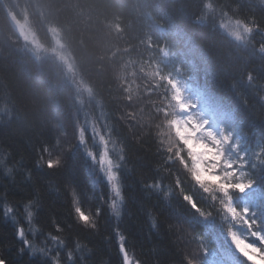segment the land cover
Here are the masks:
<instances>
[{
    "label": "trees",
    "instance_id": "16d2710c",
    "mask_svg": "<svg viewBox=\"0 0 264 264\" xmlns=\"http://www.w3.org/2000/svg\"><path fill=\"white\" fill-rule=\"evenodd\" d=\"M203 2L0 0V209L7 193V202L20 209V224L32 230L29 235L38 246L53 252L59 250L61 264H68L67 252L75 248L76 242L81 245L74 251L77 264L80 257H84L86 264H121L117 231L125 237L133 263L139 260L140 264H184L181 249L190 251L200 243L193 240L194 234L208 248L207 255L198 256L202 264H246L231 249L229 227L246 242L261 247L246 227L225 216L218 200L213 201L204 193L183 167L164 161V153L157 150L154 137L146 136L136 143L137 133H129L124 122L117 119L128 111L124 101L127 89L137 90L139 98L132 107L147 122L152 111L147 73L159 67L164 74L179 77L204 97L214 117L222 120L220 127L236 139L237 155L246 153L251 159L264 146V103L259 98L264 94V54L256 51L264 44V35L255 32L249 45L235 43L216 24L200 21ZM213 2L228 12L239 3L241 15L255 14L264 25V10L256 7L253 12V0ZM9 14L16 22L25 15L40 40L44 39L46 28L58 31L77 76L97 105L87 106L84 113L95 116L98 126L113 125L114 135L124 148V159L116 169L124 197L119 218L108 207L110 194L106 182L96 175L83 148L73 139L80 120L77 116L82 115L75 110L71 87L64 83L55 62L38 61L19 48L17 28ZM249 73L252 83L246 82ZM166 87L157 88L151 101L159 104L158 96ZM61 130L66 131L62 143L74 147L65 152L63 168L34 170L41 177L40 191L46 207L38 220L29 225L17 202L26 203L25 197L31 194L30 185L35 177L30 179L29 171L36 158L35 149L43 144L53 145ZM56 154L53 152V156ZM8 168L12 174L6 177L4 172ZM250 175L256 180L253 188L232 193V202L237 209L248 208L249 219L258 222L256 230L264 233V169ZM177 180L180 189L175 186ZM66 181L78 193L83 210L96 220L95 232L80 228L73 219L70 198L63 190ZM150 183H159L160 189L146 187ZM183 195L190 196L211 216L201 217ZM151 218H156L155 228ZM55 224L65 233H57ZM169 225L177 226L175 243V231H169ZM49 234L66 236L67 247L46 239ZM22 247L15 235V224L0 216V257L6 258L8 264H51L40 252L30 256V249L18 251Z\"/></svg>",
    "mask_w": 264,
    "mask_h": 264
},
{
    "label": "snow or ice",
    "instance_id": "6c2138e0",
    "mask_svg": "<svg viewBox=\"0 0 264 264\" xmlns=\"http://www.w3.org/2000/svg\"><path fill=\"white\" fill-rule=\"evenodd\" d=\"M253 12L258 7L264 10V0H253ZM241 5L237 3L231 9V12L218 8L213 0H204L202 5V15L199 19H204L210 14H218L220 16L219 28L223 30L233 41L241 45H249L252 43V35L260 32L264 35V25L260 23L255 14L247 16L240 14ZM256 51L264 54V44H261ZM167 55V53H165ZM151 92L148 93V101L151 105V113L147 122L143 116L138 114L136 108L132 107L137 102L139 94L137 90H125L124 101L127 102L128 111L122 112L117 118L124 122L129 133L136 132L134 136L135 142L140 143L146 136L154 137L157 150L164 153L165 162H175L190 176V179L204 192L211 196L213 201L219 202V206L227 218L232 222L241 224L246 227L251 237L259 241L261 247L256 244L246 242L239 237L231 227L228 228V237L232 242V246L236 252L245 260L246 264H264V233L257 231L258 222L255 219H249V209H237L233 206L232 193H245L252 189L256 180L250 175L258 169H264V146L253 153L249 159L246 153H239L237 158L232 159L225 155V149L231 145L232 150L236 151L238 144L232 142V134H225L221 129L217 135L213 130L207 127L209 121L202 119L199 112L195 111L197 104L185 97L184 84L182 81L174 78L171 74H164L159 67H155L154 71L147 73ZM246 82L252 83L253 76L249 73L246 76ZM165 91L158 96L160 103L151 101V95L157 88L164 86ZM264 88V83L261 84ZM260 100L264 103V94L260 95ZM143 109H140V113ZM103 115V112L101 110ZM98 119L95 116H89L83 123H77L73 131V138L79 145L84 147L88 157L94 164H97L100 172L103 173L110 187L112 197L108 207L111 212L119 218L121 215L120 206L124 200L121 193V185L116 169L120 167V161H123L124 148L119 144L118 139L114 135L113 125L105 124L98 126ZM90 135L98 142V156L88 149L87 137ZM111 145V147H110ZM119 145V147H117ZM74 145L71 143L65 146L62 141L57 138L53 145L43 144L35 149L36 158L29 171V178L35 179L30 185L31 194L25 197V202L17 203L23 208L26 215V221L29 225L38 220L41 212L45 210V202L43 193L40 191L39 181L41 177L38 171L34 170L46 169L52 171L61 169L65 165L64 154L70 151ZM53 152L57 154L53 156ZM119 153L118 159H114L112 153ZM2 163V162H0ZM160 167L163 169L164 165ZM166 171V169H165ZM12 169L8 168L4 172L6 177L11 176ZM15 186V184L13 183ZM177 189L181 188L179 181L175 184ZM148 188L155 190L160 189V184H148ZM63 190L70 198V208L73 219L76 224L86 231H96V220L93 215L86 213L80 205L79 196L70 181H66ZM182 192V190H181ZM183 194V193H182ZM5 204L0 209V216L5 220H10L15 224V235L22 242L23 247L18 251L23 252L24 249H30L29 255L40 252L44 257L50 259L51 264H61V253L59 250L53 252L51 249H45L37 245L31 234V229H26L20 224L17 212L18 207L7 202V193H5ZM183 199L204 219L211 216V212L202 211L196 203L188 195H183ZM100 210H96V216ZM152 219V227L156 226V218ZM57 233H65V230L58 224H55ZM69 228L72 225H68ZM169 231H175L177 234V226L169 225ZM117 247L121 255V264H133V260L129 255L128 249L124 244L125 237L117 231ZM53 242H59L62 247H67V237H61L49 234L46 239ZM193 240H199L198 246L193 247L190 251L188 248L181 249L183 253L184 264H202L198 258L200 254L207 255L208 248L198 235L192 236ZM80 243H75V248L67 252L68 264H77L74 259V251L79 250ZM0 264H8L4 257H0ZM79 264H86L84 257H80ZM135 264H140L137 260Z\"/></svg>",
    "mask_w": 264,
    "mask_h": 264
},
{
    "label": "rangeland",
    "instance_id": "374dc122",
    "mask_svg": "<svg viewBox=\"0 0 264 264\" xmlns=\"http://www.w3.org/2000/svg\"><path fill=\"white\" fill-rule=\"evenodd\" d=\"M219 20L220 16L218 14H210L205 16L204 19H200L201 22H212L216 24V26L219 28ZM18 30L16 31L17 34V43L19 45V48L22 49L25 52H28L31 56H33L38 61L43 60H49L53 61L57 64L62 79L64 83H67L72 90V98L74 99V106L75 110L81 113L82 116H77V118H80L79 122L83 123L86 119L89 117L87 116V112L84 113L83 110L87 109L86 107L89 105L95 106L97 108L95 99H92V95H90L89 89L86 87V85L79 79V77L76 74V69L73 65V60L70 56V54L67 52L64 43L62 41V38L58 31L54 28L48 27L46 28L45 37L44 39L40 40V36L38 38L37 32L32 28V23H30L27 19V17L24 15L23 18L18 20ZM220 29V28H219ZM222 33L227 35L223 30L220 29ZM254 34V33H253ZM228 36V35H227ZM229 37V36H228ZM43 38V37H42ZM230 38V37H229ZM231 39V38H230ZM42 41H45L47 45H44ZM235 42V41H234ZM236 43V42H235ZM241 45V44H240ZM174 77V76H173ZM184 84V91H185V97L187 100L192 101L193 103L197 104V108L195 111L199 112L202 119H207L209 121L207 127L211 130H213L217 135L220 134L221 129L217 126V123L215 122L213 116H212V110L209 108V106L206 104L204 97L199 94V92L192 89L189 85H187L182 79L179 77H174ZM88 111V110H87ZM85 117V118H84ZM219 123L222 120H219ZM76 122V119H75ZM63 129V128H62ZM225 134H228L230 132H224ZM66 131L61 130L59 134V138L64 139L63 135L65 136ZM74 139V138H73ZM75 141V139H74ZM88 141V149L93 151L94 154L98 156L99 153V145L98 142L90 135L87 137ZM77 142V141H76ZM232 142L236 143V139L232 137ZM78 144V142H77ZM78 146L83 150L85 155L87 156L84 147L79 145ZM111 147V145H110ZM118 153L113 152V158H116V155ZM225 155L229 158L235 159L237 158V151H233L231 145L227 146L225 149ZM88 161L90 165L92 166V169L95 171L96 175L101 177L107 184L109 188V197L110 199H114L112 197V193L110 190V187L107 183V180L105 179L102 172H100L99 167L97 164H94L90 157H88ZM110 202V200H109ZM247 202V200H246ZM231 242V240H230ZM231 249L235 250V248L232 246L231 242ZM235 254H239L235 251H233ZM231 252L227 253V259H229V255ZM205 264H213V263H205Z\"/></svg>",
    "mask_w": 264,
    "mask_h": 264
},
{
    "label": "water",
    "instance_id": "95a60500",
    "mask_svg": "<svg viewBox=\"0 0 264 264\" xmlns=\"http://www.w3.org/2000/svg\"><path fill=\"white\" fill-rule=\"evenodd\" d=\"M9 19H10L11 23H13L15 27H17L15 19L13 17V14H9Z\"/></svg>",
    "mask_w": 264,
    "mask_h": 264
}]
</instances>
